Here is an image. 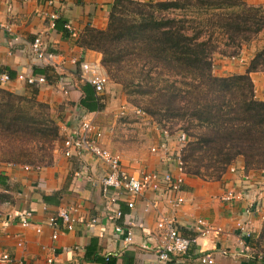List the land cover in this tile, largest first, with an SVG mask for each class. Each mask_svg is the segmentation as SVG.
<instances>
[{
    "label": "crops",
    "instance_id": "obj_1",
    "mask_svg": "<svg viewBox=\"0 0 264 264\" xmlns=\"http://www.w3.org/2000/svg\"><path fill=\"white\" fill-rule=\"evenodd\" d=\"M243 1L254 6L264 5V0ZM112 2L0 0V21L10 24L20 37L14 42L7 32L0 31V75L7 73L10 76V80L0 86L18 94H34L37 100L47 103L61 137L55 144L49 166H30L25 170V164L0 162V264H145L155 258L154 249L161 240L156 223L162 216H172L185 236L192 234V223L199 217L229 232V236L198 238L186 255L174 256L169 264H201L198 257L208 252L213 255V264H264L260 252L251 245L250 249H245L238 242L237 222L249 220L247 226L255 235L261 228V215H264V194L256 201L261 207V215L244 213L256 195L257 186L264 182V170L245 171L242 157L231 164L234 171L227 169L219 180L183 174L181 189L176 194L184 201L177 208L170 205L169 199L175 194L165 185L159 191L146 190L131 196V209L121 194L117 200L119 208L135 221L131 227L132 241L127 242L126 229L115 231V225L124 224V219L113 222L105 217L106 200L100 184L105 166L96 157L79 151L70 157L64 156V134L75 129L84 116L104 131L103 146L120 155L127 171L180 175L176 156L183 146L182 140L179 137L169 139L168 153L151 151L160 144V127L151 117L139 115L137 108L126 100L119 84L108 82L98 97L100 108L86 110L79 105V100L84 98L79 63L83 60L100 62L101 54L83 49L75 41L86 27H106ZM52 13L58 17L51 18ZM65 23L72 27V32L65 33L60 29ZM37 35L43 38L45 48L54 53L59 67L32 57L29 44ZM263 48L264 29L250 44L243 46L239 56L229 58L216 54L214 74H244L256 52ZM20 75L24 78L42 76L46 80L39 85H29L19 78ZM63 76L73 85L68 95L60 89ZM250 77L255 97L264 101V71L251 72ZM144 142L148 144L147 148ZM83 169H86V175H77ZM223 188L241 189L245 191L246 199L222 202L219 195ZM59 208L72 209L75 221L69 230L59 220L57 238L53 239L55 229L47 224V220ZM18 210L32 211L30 225L22 226L13 217ZM92 219L95 221L91 222ZM3 253H7L10 260L3 259Z\"/></svg>",
    "mask_w": 264,
    "mask_h": 264
},
{
    "label": "trees",
    "instance_id": "obj_2",
    "mask_svg": "<svg viewBox=\"0 0 264 264\" xmlns=\"http://www.w3.org/2000/svg\"><path fill=\"white\" fill-rule=\"evenodd\" d=\"M262 29L264 5L243 0H113L106 27H86L75 43L101 54L129 103L185 136L184 174L219 180L238 157L245 171L264 170V101L250 77L264 71V48L244 74L213 72L216 54L239 56ZM82 90L79 105L100 108L91 86ZM60 139L47 103L0 86V162L49 166ZM247 242L264 257V219Z\"/></svg>",
    "mask_w": 264,
    "mask_h": 264
},
{
    "label": "built area",
    "instance_id": "obj_3",
    "mask_svg": "<svg viewBox=\"0 0 264 264\" xmlns=\"http://www.w3.org/2000/svg\"><path fill=\"white\" fill-rule=\"evenodd\" d=\"M54 0H49L50 3H53ZM58 16L56 13H52L51 18L56 19ZM64 28L72 32L73 29L69 24H64ZM0 31L7 32L14 42L19 41L20 37L13 32L12 27L8 23L0 21ZM30 53L33 58L37 60L45 61L48 65L56 67L59 65L55 62V55L52 51H48L45 48V43L41 35H37L29 44ZM235 58V57H231ZM73 62H76L73 59ZM79 79L83 83L89 84L96 97L98 98L106 89V86L109 82V77L105 68L99 61H86L83 60L79 63ZM23 78L29 85L42 84L45 82V77L38 76H28ZM10 80V76L7 73L0 75V83H6ZM72 83L67 77L63 76L60 80V89L65 94L68 95L72 89ZM137 112L142 117H147L148 115L137 109ZM123 114V110L121 111ZM149 117V116H148ZM104 131L99 128L90 118L82 117L75 129L70 132H66L62 139V148L63 154L66 157H70L74 152H82L90 154L96 157L101 163L105 166L106 172L100 180L101 184V194L106 200L105 203V217L109 221L115 222L118 219H124V224H116L115 231L119 232L122 229H126V238L127 242L132 241V232L131 227L135 225V221L130 217H126L123 211L119 208L117 200L119 196L124 195V201L129 209L133 207V202L129 199L133 195H140L146 190L159 191L162 185H165L168 190L175 194L172 198L169 199V203L172 208L179 207L184 198L181 195H177L181 189L183 183L182 175L183 170L180 161V151L177 154V166L180 171V175L173 177L170 173L166 172L159 174L157 172H145L141 171L139 173H131L124 168L121 162V157L119 154L110 151L108 148L103 146L102 138ZM161 141L160 144L151 148V151L157 152L158 150L163 152H169L168 150V141L173 137H179L182 140L184 145L185 136L183 134H178L171 136L167 129L160 128ZM6 165H16L15 163L6 162ZM231 166V165H230ZM228 167L231 171H234L233 167ZM25 170H29L31 167L29 165H23ZM35 168H39L36 166ZM86 169H83L77 175H86ZM256 195L254 199L249 202L247 207L244 209L245 214H258L261 215V207L259 202L256 204V201L261 198L264 194V182L259 183L256 188ZM246 195L245 191L232 188H223L219 195V200L222 202H234L245 200ZM151 204V203H150ZM155 205V202L151 204ZM32 211L30 210H18L15 211L13 217L18 220L20 225L28 226L32 223ZM264 219V215H261ZM62 221L67 229L71 230L73 228V223L75 221L72 216V209L59 208L54 214H52L48 220L47 224L55 229L52 237L53 239L57 238V226L58 221ZM95 219H92L91 222H94ZM249 220L246 222L238 221L237 227L239 229L238 242L245 249H250V244L247 242L248 239L253 235V231L247 226ZM157 228L161 231V240L160 243L155 247V258L146 262L145 264H169L171 259L176 255H186L190 246L193 243L197 242L198 238L207 237L209 235L217 237L229 236V232L222 229L221 227H216L211 225L204 218H197L194 220L191 226L192 234L190 236H185L180 232L179 226L176 223L175 219L172 216H162L156 223ZM37 231H40L37 227ZM21 245V242L18 243ZM1 257L5 260H10V256L7 253H3ZM198 261L201 264H213L214 258L212 253H204L198 257Z\"/></svg>",
    "mask_w": 264,
    "mask_h": 264
},
{
    "label": "rangeland",
    "instance_id": "obj_4",
    "mask_svg": "<svg viewBox=\"0 0 264 264\" xmlns=\"http://www.w3.org/2000/svg\"><path fill=\"white\" fill-rule=\"evenodd\" d=\"M109 81H111V80H109ZM113 82V81H112ZM115 83V82H114ZM117 84V83H116ZM122 93H123V91H122ZM124 94V93H123ZM125 97H126V100L128 101V98H127V96L125 95ZM129 103V102H128ZM131 104V103H130ZM132 105V104H131ZM141 141V140H140ZM143 145H144V147H148V144L147 143H143Z\"/></svg>",
    "mask_w": 264,
    "mask_h": 264
}]
</instances>
